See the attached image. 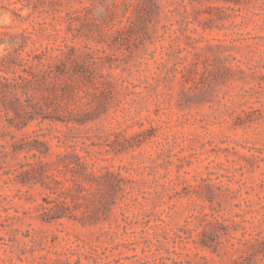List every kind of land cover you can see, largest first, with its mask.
<instances>
[{
  "label": "rangeland",
  "instance_id": "1",
  "mask_svg": "<svg viewBox=\"0 0 264 264\" xmlns=\"http://www.w3.org/2000/svg\"><path fill=\"white\" fill-rule=\"evenodd\" d=\"M0 264H264V0H0Z\"/></svg>",
  "mask_w": 264,
  "mask_h": 264
}]
</instances>
